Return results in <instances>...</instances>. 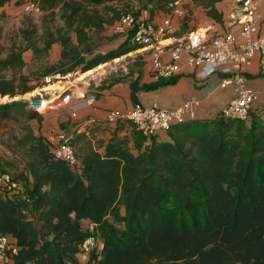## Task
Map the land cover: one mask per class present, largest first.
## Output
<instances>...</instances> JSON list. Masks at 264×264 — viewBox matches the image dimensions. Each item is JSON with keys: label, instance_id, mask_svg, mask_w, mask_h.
<instances>
[{"label": "trees", "instance_id": "1", "mask_svg": "<svg viewBox=\"0 0 264 264\" xmlns=\"http://www.w3.org/2000/svg\"><path fill=\"white\" fill-rule=\"evenodd\" d=\"M11 1L0 0V8ZM34 1L45 14L41 34L29 21L16 36L20 40L9 38L5 46L1 21L6 14H0L2 97L26 94L48 77L89 70L141 47L127 40L85 58L94 53L95 39L131 10L126 0ZM142 1L155 12L165 10L169 0ZM220 1L200 0L217 22H222ZM58 8L64 26L52 28ZM55 43L62 49L59 60L52 62ZM29 50L33 57L26 72L23 54ZM139 55L144 62L137 65L139 76L131 82L133 98L184 76L143 82L146 60ZM115 84L90 93L98 98V90ZM27 105L23 100L0 103V121L22 123L13 148L25 159V168L10 173L27 185L29 199L0 188V236L14 239L19 249L14 264H264L263 115L252 110L249 122L221 113L196 117L172 126L167 139L158 138L160 134L147 137L139 130L120 135L126 132L124 122L135 127L131 121L117 122L106 142L79 132L72 143L81 166L74 169L57 159L49 139L36 132L32 122H42L44 115ZM68 117L76 127L79 121ZM66 125L61 123L62 130ZM133 137L136 152L128 145ZM13 167L0 153V171ZM84 220L94 223L102 244L81 263L79 246L90 234Z\"/></svg>", "mask_w": 264, "mask_h": 264}, {"label": "built area", "instance_id": "2", "mask_svg": "<svg viewBox=\"0 0 264 264\" xmlns=\"http://www.w3.org/2000/svg\"><path fill=\"white\" fill-rule=\"evenodd\" d=\"M21 1L24 12L34 15L43 13L41 5L34 0ZM233 3L234 9L242 17L238 23V31L224 30L210 34L208 30H191L187 35L177 37L175 33L185 24L191 23L194 0H169L165 10L155 12L151 7L133 8L115 22L111 31L116 39L122 42L129 40L131 44H138L145 49L141 54L148 62L151 81L178 75H193L204 81L214 74H220L221 87H233L235 92L234 98L224 107L221 115L249 122L258 94L249 86L246 71L257 53L264 55V17L259 13L257 0H233ZM78 72L77 69L62 76L69 85L64 91L54 95L58 98L71 90L76 102L69 106L68 113L77 121L80 120V110L96 101V96L90 93L92 90L77 84ZM77 87L82 90L81 94L74 92ZM54 97L27 102V107L44 114L55 105ZM45 100L52 101L43 106ZM200 105L201 101L196 98L173 108L137 101L126 110H108L105 121L113 125L119 121H131L137 130L151 136L166 132L176 124L195 119L196 107ZM80 129L82 125L78 123L74 131L79 133ZM73 138V132L60 130L49 141L54 156L77 169L81 162L72 143ZM0 188L8 195H22L29 200L23 182L10 172L0 171ZM86 224L84 228L90 234L80 244L79 254L87 260L92 250L98 247L99 239L95 234L94 223L88 221ZM18 250L12 236H0V264H14L13 256L18 254Z\"/></svg>", "mask_w": 264, "mask_h": 264}, {"label": "rangeland", "instance_id": "3", "mask_svg": "<svg viewBox=\"0 0 264 264\" xmlns=\"http://www.w3.org/2000/svg\"><path fill=\"white\" fill-rule=\"evenodd\" d=\"M222 3H224L226 0H221ZM125 3L129 4L130 9L133 8H140L144 7L146 4L145 2H141V0H126ZM124 3V4H125ZM11 9H7V11L4 12L6 14V17L1 21L4 28V35L3 39L1 41V44L7 46L9 38H14L13 40L19 41L20 38H17L18 32L25 27L24 24H28L29 21H33L34 26H38L39 34L43 32L42 25L43 23V17L44 13L41 15H34L30 13H26L22 9V3L21 2H14L12 5H9ZM115 6L119 8H123L121 4H116ZM196 8H202L204 12L207 14L206 10L200 5V0H194V7L193 10ZM221 8V6H220ZM222 10L218 11L219 14L223 17V8ZM54 16V24L52 23V28L55 27H63L64 22L61 18V13L59 8L53 12ZM195 25H190L189 28H184L183 30H178L175 35L177 37H183L187 35L191 30H196ZM199 31L203 32L204 30L199 29ZM103 37L101 39H95L94 44H96V49H94V53L92 54H86V60H89L90 58L98 55L108 52L111 49L117 48L119 45L122 44V40L120 39H114V41H111V39L114 37L113 33L111 31L110 27H107L106 31L101 34ZM99 35V36H101ZM16 37V38H15ZM95 47V46H94ZM144 48H139L135 51L129 52L128 54H125L122 57L115 58L111 61L99 64L98 67H94L89 70H81V68L78 69V75L76 81L77 84L81 86L82 88L88 87L90 90H97L99 86H108L111 82H117V83H123L128 84L131 88V82H133L139 75L138 71L139 66L141 62H144L143 59H141V53L144 52ZM31 50L25 51L23 56L26 62L25 71L28 72L30 69V64L32 63V57L31 56ZM121 58V59H120ZM147 61L146 64L143 67V72H147ZM88 75V76H86ZM100 76V77H97ZM85 77V78H84ZM82 79V80H81ZM86 79V80H83ZM37 84V82H35ZM76 84V83H75ZM76 84V86H77ZM69 85V82L67 79H64L60 75L48 77L45 79V83H43L41 86L37 87L31 92H28L23 95H18L13 98L9 96L2 97L0 96V103L10 102L13 100H23L25 102L30 103L33 100H42V99H49L54 97L55 93L64 91V88H66ZM81 89L76 88L74 91L76 94H81ZM53 99H56L55 105L50 108V111H47L48 115L46 118L42 120V122H39L38 120H34L32 122L34 129L36 132H40V130L43 128L44 124L48 126V128H51V132L54 133V135L58 134V131L64 129L61 127V123L68 124L66 125L65 131L73 132L74 137L77 135V132L74 131L75 129L74 125L70 124L69 117H68V104L71 102H76V98L73 97V93L71 90H68L67 93L59 95L58 98L54 97ZM52 101V100H51ZM44 101L43 106H47L48 103L51 102ZM75 123V122H74ZM124 127L126 128V133L130 132L131 135L134 132H137L138 130L132 125V123L124 122ZM22 123L17 122L16 120H3L0 121V153L5 155L6 158H8L11 162H13L14 167L13 168H7L9 172H14L15 174L21 172L20 170H24L25 168V159L23 156L14 150L13 144L15 142V139L19 137L22 134L21 131ZM64 131V130H63ZM139 132V131H138ZM125 133V134H126ZM129 133V134H130ZM142 135H146L142 132H140ZM39 134V133H38ZM41 134V133H40ZM147 136V135H146ZM148 137V136H147ZM134 137L128 138V145L131 149H133L134 152H136L134 147ZM75 149L77 151V146H75ZM28 187H29V183ZM25 185V184H24ZM24 187H27L24 186ZM26 189V188H25ZM26 191V190H25ZM87 224L84 223V227H86ZM102 244V240L99 239L100 246ZM79 262H84L86 259L83 256L77 257Z\"/></svg>", "mask_w": 264, "mask_h": 264}, {"label": "crops", "instance_id": "4", "mask_svg": "<svg viewBox=\"0 0 264 264\" xmlns=\"http://www.w3.org/2000/svg\"><path fill=\"white\" fill-rule=\"evenodd\" d=\"M16 0H12L4 7L0 8V14L11 9L9 5H12ZM259 6V13L261 17H264V0H257ZM223 8L222 22H217L215 19L209 17L202 8H196L193 10L192 22L190 25H195L196 30H208L210 34L217 33L224 30L238 31L239 20L242 18L238 14V11L234 9L233 0H226L224 3L220 1L217 4L218 11ZM62 46L59 43H55L51 50V61L57 62L61 55ZM33 53L31 52V56ZM97 77H100L97 75ZM246 77L249 86L256 90L258 94V100L254 105L253 112L264 116V55L257 53L253 59L251 65L246 71ZM143 82H151V76L147 65V72H143ZM222 76L220 74H214L208 79L201 81L194 76H180L175 83L167 84L150 91H139L136 94V100L143 103H157L161 107L173 108L183 102L196 98L201 101V105L196 107L197 118H216L219 116L224 107L229 101L234 98L235 92L233 87L222 88L221 87ZM99 97L93 105L80 110L79 125H82L80 132H84L88 136L92 133L96 140L103 139L105 142L111 138L112 134L116 131V124H106L105 115L110 109H129L134 99L132 97L131 88L128 84L117 83L111 87L98 90ZM73 104L69 103L68 106ZM69 109V108H68ZM44 118L48 115L44 113ZM69 116V113H68ZM102 125H94L95 121ZM95 122V123H94ZM74 130V129H73ZM43 136L51 139L55 137L51 132V128H48L44 124L43 128L38 132ZM125 131L120 132V135L125 134ZM160 139H167V132L159 133ZM103 150V149H102ZM32 181V179H30ZM89 220H84L87 223ZM81 255L78 253L77 257ZM85 262V261H84ZM81 262V263H84Z\"/></svg>", "mask_w": 264, "mask_h": 264}, {"label": "water", "instance_id": "5", "mask_svg": "<svg viewBox=\"0 0 264 264\" xmlns=\"http://www.w3.org/2000/svg\"><path fill=\"white\" fill-rule=\"evenodd\" d=\"M121 59V58H120ZM81 98H83V97H78V99H81Z\"/></svg>", "mask_w": 264, "mask_h": 264}, {"label": "bare ground", "instance_id": "6", "mask_svg": "<svg viewBox=\"0 0 264 264\" xmlns=\"http://www.w3.org/2000/svg\"><path fill=\"white\" fill-rule=\"evenodd\" d=\"M86 76H88V75H86ZM85 78V77H84ZM82 80V79H81ZM83 80H86V79H83Z\"/></svg>", "mask_w": 264, "mask_h": 264}]
</instances>
